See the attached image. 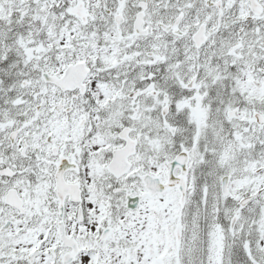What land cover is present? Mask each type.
I'll return each mask as SVG.
<instances>
[{
	"label": "snow or ice",
	"instance_id": "snow-or-ice-1",
	"mask_svg": "<svg viewBox=\"0 0 264 264\" xmlns=\"http://www.w3.org/2000/svg\"><path fill=\"white\" fill-rule=\"evenodd\" d=\"M0 264H264V0H0Z\"/></svg>",
	"mask_w": 264,
	"mask_h": 264
}]
</instances>
